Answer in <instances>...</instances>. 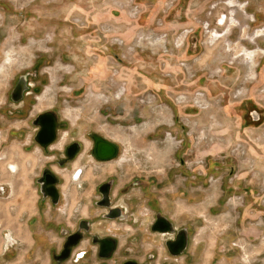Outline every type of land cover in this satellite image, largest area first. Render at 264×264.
<instances>
[{"label": "rangeland", "instance_id": "obj_1", "mask_svg": "<svg viewBox=\"0 0 264 264\" xmlns=\"http://www.w3.org/2000/svg\"><path fill=\"white\" fill-rule=\"evenodd\" d=\"M28 74V113L9 115L11 91ZM47 110L62 137L83 144L63 172L70 209L56 219L74 223L88 207L99 214L97 188L110 178L117 203L140 193L133 181L143 179L134 213L147 212L151 195L177 224L190 222L193 264H264V0H0V222L8 230L38 198L45 156L29 119ZM92 133L117 143L118 157L91 158ZM17 237L12 247L15 236L0 235V264H57L63 236L41 245L30 231Z\"/></svg>", "mask_w": 264, "mask_h": 264}, {"label": "flooded vegetation", "instance_id": "obj_2", "mask_svg": "<svg viewBox=\"0 0 264 264\" xmlns=\"http://www.w3.org/2000/svg\"><path fill=\"white\" fill-rule=\"evenodd\" d=\"M26 82L27 84L29 83V74L26 77ZM16 85L14 88H16ZM12 91L10 98L16 107L14 110L8 109L7 112L9 115L24 118L28 113L29 105L31 106L30 102L26 100L29 90L26 89L22 93H16V97L20 98L17 101L13 98ZM52 111L55 113L54 110ZM254 113L258 115L259 111L255 109ZM40 114H43V112ZM244 114L247 113L245 112ZM256 114H254V117H256ZM39 115L35 116L34 119H31V117L29 119L35 127L32 141L38 146L41 156H45L44 158L41 157L40 162H43V165L34 181L38 197L36 204L28 213L25 223L18 222L17 219L10 221V224L14 225L12 226V230L5 228L3 223L0 222V235L5 236L10 231V234L15 236L12 247L21 241L17 235L20 234L22 237L26 235V231H30V236L34 238L35 245H41L51 235L57 234L63 236L59 249L52 248V251L56 250L53 253V258L57 264H66L70 259L73 264H126L131 261L136 264H193V256L189 244L191 237L190 222L177 224L171 212L164 210L160 206L158 207V204L155 203L158 200L154 197L152 198L150 193L147 212H142L138 215L134 213V210L144 200L143 195L148 183L146 184L143 179L133 181V184H136L140 188V193L135 192L137 195L134 197L130 196L129 200L128 198L124 199V203H117V195L114 189L116 179L112 180L110 178L99 184L97 188L100 197L95 199L94 205L100 210L99 214L92 216L88 207V214L84 217H79L74 223L56 219L55 215L61 211L68 214L70 209L72 190L68 187L70 191L68 198V193L65 192L66 187L63 184L66 173L64 175L63 172H66L80 156L83 144L73 139L72 141L67 140V135L62 137L59 132L60 121L57 120L56 138L51 144L44 147L36 140L41 126L38 122L35 123L34 121ZM17 128L19 132L18 130H14V133L18 132L20 136L26 135L27 126ZM90 139L92 140V148L89 156L96 162H108L99 161L94 156V141L92 137ZM24 147L25 151L30 150L32 142L31 144L24 145ZM72 147L75 148L72 149ZM14 153L15 151L12 150L10 156ZM180 162H182V165L186 164L184 159H180ZM14 163L17 164L19 171L20 164L18 161ZM76 169L79 171L76 172ZM76 169L72 174L79 176L83 172V168ZM197 176L202 179L200 172ZM157 184L159 185V182ZM101 187H103V190H101ZM105 191L108 192V196L106 197L103 193ZM176 192H180L181 195H187V191L182 188H178ZM130 200H132L133 205L137 206L136 208L128 205ZM164 200L165 203L168 202L166 205H171V198L169 196L164 198ZM170 210H173V207L171 208L170 206ZM150 214V219H147L146 216ZM48 215H50V218ZM120 223L127 224L128 227L118 226ZM22 226H26L27 230L22 228ZM125 233L129 234L128 238L121 244L118 236ZM72 236H80V239L77 243L70 244L69 257L63 259L61 258L63 248H65V244ZM177 252L180 253L177 254Z\"/></svg>", "mask_w": 264, "mask_h": 264}, {"label": "water", "instance_id": "obj_3", "mask_svg": "<svg viewBox=\"0 0 264 264\" xmlns=\"http://www.w3.org/2000/svg\"><path fill=\"white\" fill-rule=\"evenodd\" d=\"M27 89L26 86V77H21L18 81L16 88L12 91L13 98L17 101L20 98L16 97V93H22ZM58 117L53 111H47L43 114H40L37 119L34 121L35 123H39L41 126V130L36 136V140L43 145L44 147L51 144L56 138V128L58 127L57 123ZM59 122V121H58ZM94 141V156L99 161H111L118 157L120 152V147L114 141L96 133L90 134ZM75 147H72V149ZM103 190V187H101ZM104 196H108V192H103ZM80 239V236H72L68 239V242L65 244V248H63V252L61 254V258L66 259L69 257L70 252V244L77 243ZM180 252H177L179 254ZM126 264H136L132 261Z\"/></svg>", "mask_w": 264, "mask_h": 264}]
</instances>
